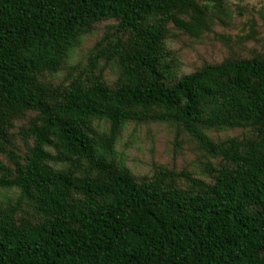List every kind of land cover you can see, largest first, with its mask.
<instances>
[{
    "label": "trees",
    "instance_id": "1",
    "mask_svg": "<svg viewBox=\"0 0 264 264\" xmlns=\"http://www.w3.org/2000/svg\"><path fill=\"white\" fill-rule=\"evenodd\" d=\"M223 17L225 0H0V264H264V50L223 34L225 58L180 73L168 46ZM151 123L204 177L134 175L117 145Z\"/></svg>",
    "mask_w": 264,
    "mask_h": 264
},
{
    "label": "rangeland",
    "instance_id": "2",
    "mask_svg": "<svg viewBox=\"0 0 264 264\" xmlns=\"http://www.w3.org/2000/svg\"><path fill=\"white\" fill-rule=\"evenodd\" d=\"M225 5L230 17H223L224 22H217L214 33L196 39L179 32V35L168 40L169 48L178 57L180 73H190L205 62H218L225 58L230 49L219 39L223 34L248 36L254 30V40L241 39L242 43L234 44L231 50L239 52L240 48L246 54L255 48L264 50V16L259 12H264V0H225ZM105 27L106 23H102L85 36L82 45L69 57L66 70L57 74L56 79L64 78L73 65L86 61L88 51L102 36ZM239 133L240 129H233L222 131L219 136L227 137ZM117 149L136 176L151 175L154 164L161 163L204 177L201 172L203 163L192 144L188 141L176 144L175 133L165 124H129L118 142ZM11 193L9 190L0 189V198Z\"/></svg>",
    "mask_w": 264,
    "mask_h": 264
}]
</instances>
